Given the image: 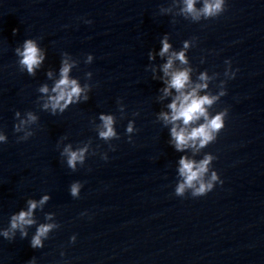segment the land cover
Instances as JSON below:
<instances>
[{"label": "water", "instance_id": "1", "mask_svg": "<svg viewBox=\"0 0 264 264\" xmlns=\"http://www.w3.org/2000/svg\"><path fill=\"white\" fill-rule=\"evenodd\" d=\"M203 5L0 0V264H264V0H223L213 17ZM27 40L43 57L31 74L17 51ZM65 63L81 92L53 110ZM176 70L188 71L185 93L206 85L195 95L214 98L209 119L223 113L204 146L175 147L174 126L205 123L170 119ZM101 116L114 136H100ZM66 148L84 150L74 168ZM181 157L194 167L211 158L202 177L216 174L211 191L176 194ZM30 200L34 222L13 229ZM45 224L42 247H31Z\"/></svg>", "mask_w": 264, "mask_h": 264}, {"label": "clouds", "instance_id": "2", "mask_svg": "<svg viewBox=\"0 0 264 264\" xmlns=\"http://www.w3.org/2000/svg\"><path fill=\"white\" fill-rule=\"evenodd\" d=\"M195 0H185V10L188 12H194ZM224 10L223 8V0H204L203 8L199 11L203 13L205 17H213L218 15ZM15 31V30H14ZM170 45L167 41H163V46L160 50V54L168 52ZM21 55L22 59L20 63L24 65L27 71L31 74L33 72L34 67L39 66L43 57L38 54V49L33 41L27 40L24 43L23 51L17 50ZM175 58L179 59L182 63L185 62L183 52L174 53ZM69 65L65 63L63 67L60 69L61 78L55 83L52 91L56 93V95L49 97V103L51 108L55 110L59 107L61 110L72 102L74 99L79 97L81 92V88L77 85L75 80H70L68 78ZM172 67V57H169L167 63L164 65V71L166 74H169V69ZM169 86L175 88L179 95L173 100V102L169 105L172 109V115L170 119L175 121L177 119H182L183 123L187 125L189 121L194 119H198L199 117H205V123L200 125L199 127L193 129L191 132H186L184 128H180L179 130L174 126L171 129V135L175 140V147L177 150H180L183 146H185L189 140L195 141L199 139V143L201 146H204L209 141L214 139L213 133L218 132L223 128L222 115L223 113L217 114L211 119L208 118L207 113L205 111L204 105H210L214 98H209L207 96L198 97L195 95L196 88H204L205 84L201 83L196 85V88H193L190 92L185 93L183 89H185L187 82L189 80L188 71L187 70H176L170 73ZM200 79L203 81L206 79L204 74H201ZM42 92H47V87L41 88ZM168 89L165 88V92ZM63 101V103H61ZM177 101L179 103H177ZM48 107V104L45 105ZM164 115V119L168 120L169 117L166 114ZM101 120L103 121V130L100 132V136L102 138H109L115 135L112 128V117L110 116H101ZM29 119H35L31 115ZM131 131V128L128 129ZM4 137L0 136V140H3ZM68 153V165L70 167H75V162L78 160H82L84 150L81 149L78 152L71 151L69 149H65ZM211 158L205 157L203 161L196 164L194 167V163L190 160H186L181 157L180 159V174L184 177L182 183H180L176 188V194L182 195L184 193L185 188H191L192 195H205L207 192L212 190L213 184L212 181L217 180V176L215 173L212 174L210 180L208 182H204L202 177L203 174L207 171V164ZM198 185V186H197ZM79 185L73 184L71 187V193L73 196L78 194ZM48 199L47 196L43 197L40 203H43ZM36 208L35 201L28 202V210L20 211L18 215H14L11 220V227L16 229L17 227H22L23 225H31L34 221L31 219L32 210ZM52 225H40L36 234L31 239V247L37 248L42 247L41 237L45 236L46 233L50 230ZM5 236L8 235L7 232L4 233ZM22 236H25L26 233L22 232Z\"/></svg>", "mask_w": 264, "mask_h": 264}]
</instances>
